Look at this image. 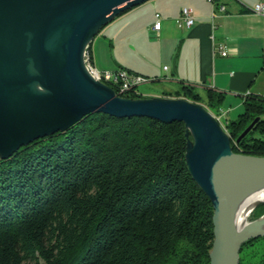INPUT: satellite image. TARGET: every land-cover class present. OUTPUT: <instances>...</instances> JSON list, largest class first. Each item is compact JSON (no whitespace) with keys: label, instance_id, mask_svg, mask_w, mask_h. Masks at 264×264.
Returning a JSON list of instances; mask_svg holds the SVG:
<instances>
[{"label":"trees","instance_id":"obj_1","mask_svg":"<svg viewBox=\"0 0 264 264\" xmlns=\"http://www.w3.org/2000/svg\"><path fill=\"white\" fill-rule=\"evenodd\" d=\"M174 95L215 114L223 96L183 82ZM224 127L234 152L264 156V97ZM188 138L179 120L95 112L0 159V264H210L213 206L186 166ZM239 264H264V237Z\"/></svg>","mask_w":264,"mask_h":264},{"label":"water","instance_id":"obj_2","mask_svg":"<svg viewBox=\"0 0 264 264\" xmlns=\"http://www.w3.org/2000/svg\"><path fill=\"white\" fill-rule=\"evenodd\" d=\"M145 1L0 0V159L89 113L182 121L191 136L186 166L213 206L210 264H239L242 245L264 237V215L240 228L234 217L242 197L264 186V156L234 152L229 134L201 104L122 97L87 71L84 54L94 37Z\"/></svg>","mask_w":264,"mask_h":264},{"label":"crops","instance_id":"obj_3","mask_svg":"<svg viewBox=\"0 0 264 264\" xmlns=\"http://www.w3.org/2000/svg\"><path fill=\"white\" fill-rule=\"evenodd\" d=\"M220 1L223 11H216L212 0L140 3L99 31L88 46L91 61L98 70L124 68L159 86L157 92L141 91L145 96L175 91L181 82L204 99L206 89L221 92L218 115L226 116V122L236 119L246 98L264 97V16L252 11L264 0ZM183 7L192 9L194 23L189 27L178 25ZM156 20L158 30L153 29ZM119 24L106 41L105 33ZM126 27L129 31L122 34Z\"/></svg>","mask_w":264,"mask_h":264},{"label":"built area","instance_id":"obj_4","mask_svg":"<svg viewBox=\"0 0 264 264\" xmlns=\"http://www.w3.org/2000/svg\"><path fill=\"white\" fill-rule=\"evenodd\" d=\"M214 7L216 11L224 10V6L222 4L216 5L214 2ZM252 11L254 13L264 16V3L263 2L257 3L252 8ZM158 16L159 14L156 13V17ZM193 23H194V16L192 14V9L190 7H183L181 10L180 17L178 18V25L179 26L185 25L189 27ZM159 28H160V21L156 20L153 24V29L158 30ZM221 54L226 55L227 52L225 50H221ZM84 60L87 69L95 76L96 79L110 85L119 94H125L131 91L132 89H137L139 85L150 81V79H148L147 77L137 73H133L124 68H119L115 70H98L96 67H94L93 62L91 61L88 48H86L84 54ZM212 114L222 125L223 123L221 122L220 116L218 114H214V113Z\"/></svg>","mask_w":264,"mask_h":264},{"label":"rangeland","instance_id":"obj_5","mask_svg":"<svg viewBox=\"0 0 264 264\" xmlns=\"http://www.w3.org/2000/svg\"><path fill=\"white\" fill-rule=\"evenodd\" d=\"M120 26V24L119 25H116L113 29H109L106 33H105V35L107 36L106 38V41H109V39L110 38H112V36L115 34V33H117L116 31L118 30L117 28ZM126 31H129V29H127V27L126 28H124V30L122 31V34H126ZM148 33V32H147ZM121 34V33H120ZM148 35H149V33H148ZM110 86V85H109ZM111 87V86H110ZM155 87V88H154ZM180 87V86H179ZM178 87V88H179ZM114 89V88H113ZM148 89H154V91H158V90H160V88H159V86H155L154 84H149V83H143V84H141V85H139V87H137V89H132L133 90V92L136 94V93H141V91H144V92H146ZM177 90V89H176ZM175 90V91H176ZM114 91H115V93L117 94V95H119V96H122V97H128V98H132V99H137V98H143V97H134V96H132L131 94H127V93H125V94H119V93H117V91L114 89ZM175 91H170V90H168V91H165L164 93H162L161 95H160V97H166V98H181V99H185L184 97H182V96H175L174 95V93H175ZM145 96V95H144ZM146 97H154V96H146ZM191 102H193V101H191ZM195 103H198V104H201L204 108H206V101H202V102H195ZM207 109V108H206ZM211 112V111H210ZM213 113V112H212ZM215 114V113H214ZM217 114H221V112H220V109L217 111ZM226 117V116H225ZM225 117L222 115L221 116V122L223 123L222 124V127L224 126V123L226 122V119H225ZM224 129H225V127H223ZM225 131H226V129H225ZM227 132V131H226ZM239 153H242V152H239ZM245 154V153H244ZM262 205H264V202H260V203H258L257 205H255L253 208H252V210H251V212H250V214L248 215V218H247V220L248 221H250V220H254V219H257V218H260V217H262L263 215H264V206H262ZM259 206L261 207L258 211H256L257 210V208H259ZM263 240H261L260 242H258V244L256 245L257 246V250H256V255L253 257V258H250V256L249 255H245V252H246V248L243 250V252L241 253V255H242V257H243V259L244 260H246V261H249V260H255V259H257V258H259V257H261V254H262V250H261V246H260V244H261V242H262Z\"/></svg>","mask_w":264,"mask_h":264},{"label":"bare ground","instance_id":"obj_6","mask_svg":"<svg viewBox=\"0 0 264 264\" xmlns=\"http://www.w3.org/2000/svg\"><path fill=\"white\" fill-rule=\"evenodd\" d=\"M87 71L92 77L95 78V76L88 69ZM261 201L264 202V186L254 189L242 197L238 207L235 209L234 214L235 223L239 228L245 226L248 223L247 218L252 208Z\"/></svg>","mask_w":264,"mask_h":264}]
</instances>
